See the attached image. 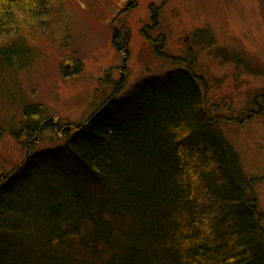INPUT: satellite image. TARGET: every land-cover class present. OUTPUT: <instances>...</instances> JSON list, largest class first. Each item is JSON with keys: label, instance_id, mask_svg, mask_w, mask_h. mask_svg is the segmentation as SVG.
Returning <instances> with one entry per match:
<instances>
[{"label": "trees", "instance_id": "1", "mask_svg": "<svg viewBox=\"0 0 264 264\" xmlns=\"http://www.w3.org/2000/svg\"><path fill=\"white\" fill-rule=\"evenodd\" d=\"M48 3L0 0V41L16 11L35 21ZM148 40L158 59L180 66L165 86L149 78L115 88L66 129L24 112L29 154L0 174V264H264L254 191L264 178L245 177L220 134L227 118L209 103L195 50L175 58L163 37ZM26 46L0 43V64L19 67ZM253 104L230 122L264 117V102ZM43 129L64 142L39 149Z\"/></svg>", "mask_w": 264, "mask_h": 264}, {"label": "rangeland", "instance_id": "2", "mask_svg": "<svg viewBox=\"0 0 264 264\" xmlns=\"http://www.w3.org/2000/svg\"><path fill=\"white\" fill-rule=\"evenodd\" d=\"M42 14L27 21L16 11L19 23L0 41L9 48L22 38L29 48L19 67L0 64V174L29 154L25 111L66 129L85 123L115 88L149 78L165 86L180 66L157 58L148 39L163 37L171 57L195 50L209 103L227 118L220 134L242 174L264 178V117L230 122L264 102V0H49ZM58 132L43 129L36 147L61 145ZM254 191L264 215V180Z\"/></svg>", "mask_w": 264, "mask_h": 264}]
</instances>
